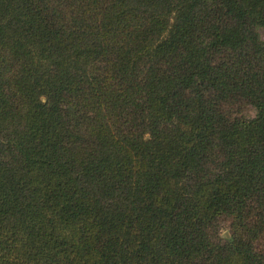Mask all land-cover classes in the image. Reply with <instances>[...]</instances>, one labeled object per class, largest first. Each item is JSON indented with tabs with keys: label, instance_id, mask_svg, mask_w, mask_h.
<instances>
[{
	"label": "trees",
	"instance_id": "16d2710c",
	"mask_svg": "<svg viewBox=\"0 0 264 264\" xmlns=\"http://www.w3.org/2000/svg\"><path fill=\"white\" fill-rule=\"evenodd\" d=\"M0 264H264V0H0Z\"/></svg>",
	"mask_w": 264,
	"mask_h": 264
},
{
	"label": "rangeland",
	"instance_id": "374dc122",
	"mask_svg": "<svg viewBox=\"0 0 264 264\" xmlns=\"http://www.w3.org/2000/svg\"><path fill=\"white\" fill-rule=\"evenodd\" d=\"M243 113L247 115H254V109L252 107H245ZM221 234L223 236H228V231L226 229V226H224V229L221 231Z\"/></svg>",
	"mask_w": 264,
	"mask_h": 264
}]
</instances>
